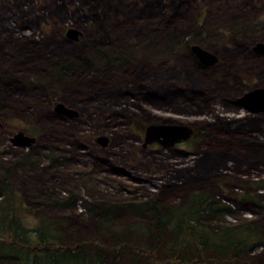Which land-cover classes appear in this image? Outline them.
Returning a JSON list of instances; mask_svg holds the SVG:
<instances>
[{
    "label": "rangeland",
    "instance_id": "374dc122",
    "mask_svg": "<svg viewBox=\"0 0 264 264\" xmlns=\"http://www.w3.org/2000/svg\"><path fill=\"white\" fill-rule=\"evenodd\" d=\"M68 28L79 32L76 39L64 35ZM258 42L264 0H0V184L23 206L37 204L36 213L59 219L57 230L71 246L92 247L97 224L84 204L101 200L152 196L165 212L191 192H208L232 211L209 218L210 229L242 220L261 225L264 190L255 184L264 181V112L235 103L264 88V53L252 51ZM192 45L215 61L203 65ZM98 51L118 58L107 62ZM59 57H85L92 66L62 78L48 69ZM56 104L74 115L57 114ZM238 120L255 131H227ZM149 124L190 125L195 136L173 147H142ZM18 132L32 142L13 145ZM254 194V201L245 197ZM59 198L70 200L57 206ZM142 210L146 216L127 210L112 218L149 224L154 212ZM33 215L22 219L29 228ZM156 252L144 253L149 264H164ZM246 252L239 261L264 264L259 246Z\"/></svg>",
    "mask_w": 264,
    "mask_h": 264
},
{
    "label": "trees",
    "instance_id": "16d2710c",
    "mask_svg": "<svg viewBox=\"0 0 264 264\" xmlns=\"http://www.w3.org/2000/svg\"><path fill=\"white\" fill-rule=\"evenodd\" d=\"M98 52L107 62L118 58ZM126 62L122 58L116 64L121 67ZM50 63L49 71L62 78L92 66L85 57H59ZM250 126L251 122L238 120L227 131L246 135L255 131ZM255 187L264 190V181L256 183ZM0 194V261L9 260L16 264H149L145 254L152 256V252L157 251L158 259L164 264L228 263L231 260L237 261L236 264H249L248 260L239 261V256H245L253 245L264 250V221L261 225L247 220L240 224H219L214 230L207 226L209 218L232 214L219 200L210 198L208 192H191L182 204L172 205L165 212L160 211L158 201L152 196L133 202L101 200L86 203L87 214L97 224V237L91 248L63 243L56 227L61 221L36 213L37 204L23 206L15 190L5 181L0 184ZM245 197L252 201L258 199L256 194ZM61 198L54 199L53 203L65 206L70 200ZM147 206L154 212L149 224L131 222L118 225L112 218L127 210L146 216L142 209ZM260 206L264 210V205ZM26 213L34 214L35 226L29 228L23 223ZM121 246L130 249L125 257L116 252L108 253L104 248Z\"/></svg>",
    "mask_w": 264,
    "mask_h": 264
},
{
    "label": "water",
    "instance_id": "95a60500",
    "mask_svg": "<svg viewBox=\"0 0 264 264\" xmlns=\"http://www.w3.org/2000/svg\"><path fill=\"white\" fill-rule=\"evenodd\" d=\"M79 34L78 31L68 28L64 35L68 38L76 39ZM192 54L205 66L211 65L215 61V57L209 52L199 48L196 45L189 47ZM252 51L257 54L264 53V43H255L252 47ZM237 106L245 110L247 113H259L264 111V88L255 87L242 93L235 99ZM54 110L62 114L71 117L74 115L73 111L63 107L61 104H56ZM195 136V132L190 125L182 124H169V125H154L149 124L145 126L142 135V147L147 144L157 143L161 148L173 147L175 143L180 141L190 140ZM15 138V139H14ZM17 138V139H16ZM32 138L18 132L10 139V142L16 146H27L32 142ZM96 142L104 143L105 140L100 137L96 139Z\"/></svg>",
    "mask_w": 264,
    "mask_h": 264
},
{
    "label": "flooded vegetation",
    "instance_id": "af4514ba",
    "mask_svg": "<svg viewBox=\"0 0 264 264\" xmlns=\"http://www.w3.org/2000/svg\"><path fill=\"white\" fill-rule=\"evenodd\" d=\"M54 110V109H53ZM55 111V110H54ZM57 114H62V113H60V112H57V111H55ZM262 112H264V111H262ZM260 113V112H259ZM63 115H65V114H63ZM11 139H13V138H11ZM15 139V138H14ZM17 139V138H16Z\"/></svg>",
    "mask_w": 264,
    "mask_h": 264
}]
</instances>
